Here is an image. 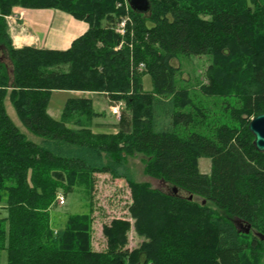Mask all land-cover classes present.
Instances as JSON below:
<instances>
[{"label": "trees", "instance_id": "1", "mask_svg": "<svg viewBox=\"0 0 264 264\" xmlns=\"http://www.w3.org/2000/svg\"><path fill=\"white\" fill-rule=\"evenodd\" d=\"M148 1L142 14L126 9L124 0H0V51L10 63L0 59V205L7 211L0 258L5 253L6 264H264V239L256 235L264 237V153L248 131L250 120L264 113V0ZM15 8L59 10L88 29L64 51L15 48L4 19ZM179 55L210 58L203 92L224 99L226 122L220 114L208 119L177 86L172 61ZM143 75L151 78V92H143ZM53 91L122 101L117 132H92L100 114L87 98H69L54 119L47 112ZM6 99L39 142L12 122ZM134 155L142 157L145 175L185 196L134 181L126 167ZM200 158L209 160L208 174L199 171ZM93 174L127 184L138 247L127 248L131 224L117 219L101 228L106 250L94 251L90 211L69 215L54 234L49 211L57 193L83 187L89 194ZM234 220L246 224L244 233Z\"/></svg>", "mask_w": 264, "mask_h": 264}, {"label": "rangeland", "instance_id": "2", "mask_svg": "<svg viewBox=\"0 0 264 264\" xmlns=\"http://www.w3.org/2000/svg\"><path fill=\"white\" fill-rule=\"evenodd\" d=\"M125 6V5H124ZM37 14L46 15L43 20L40 19V22L37 26H31V30L29 32L37 33L40 38H42L49 25L53 22L55 30L58 31L62 23L56 17L54 21H52L53 14L55 15L56 11L54 10H37ZM60 13V12H59ZM62 14V13H61ZM37 15V16H39ZM52 21V22H51ZM17 34L15 31L14 35ZM11 37V36H10ZM14 38V37H13ZM12 40V39H11ZM35 40V38H34ZM52 41V39H51ZM125 41V40H124ZM123 41V42H124ZM121 44V43H120ZM127 45L126 42L122 43L120 48ZM32 45L31 47H34ZM129 46V45H128ZM118 47V46H117ZM116 47V48H117ZM130 48V47H129ZM119 50V49H118ZM6 52L4 50L0 51V59L7 64L10 68V63L8 60ZM210 58L208 56H191V55H179L172 61V65L176 68V79L177 86L179 88H183L187 91L189 99L192 104L196 107L205 108L209 114V118L211 114H220L219 120L222 119L223 122L227 121V117L225 116L224 110L222 109L224 104V99L217 98L215 96L207 95L203 92V88L207 86V67L209 65ZM144 69V68H143ZM139 70V69H138ZM140 71V70H139ZM141 72V71H140ZM141 86L143 92H151L152 91V82L151 78L148 75H143L140 77ZM80 97L75 98H85L83 94L78 95ZM100 96V95H99ZM68 97L67 94L58 93L53 95V100H57L60 98L59 103L62 102V99H66ZM167 99H164L166 101ZM109 101H111L109 99ZM108 102V101H107ZM109 106L111 105L108 103ZM61 105V104H60ZM5 109L7 115L12 120L15 125H18L20 122L15 113V110L9 101V99L5 100ZM104 110V116L100 117V119H96V122L105 121L107 122L108 128L104 129L105 132H113V128H115V132H117V125L119 120L108 113L107 105L101 104L98 105L95 110L102 111ZM50 115L51 117L58 116L59 104L58 106L50 105ZM182 112H187L189 108L186 109H178ZM125 111V110H124ZM121 111V114L122 112ZM121 117V116H120ZM96 118H99L96 117ZM55 119V118H54ZM95 119V118H94ZM93 119V120H94ZM58 120V119H56ZM92 120V122H94ZM212 121V120H208ZM92 124V123H91ZM20 131L26 136L28 140L39 142V138L28 130H26L22 125L19 127ZM126 167L131 173L132 178L137 183H147L151 188L160 189L162 191H169L170 187L168 183H163L162 181H157V179H153L143 172V163L142 157L140 155L128 156L126 161ZM198 169L201 173L208 174L210 171V162L208 159L200 158L198 160ZM162 180V179H159ZM92 189L88 194L87 191L80 187L75 194L64 195L62 192H58L57 194H63L65 196V204L59 206L56 201V197L54 200V207L50 209L49 214L51 217L52 227L54 230V234H60L63 230L65 221L69 215L76 214H85L90 211L92 218V238H91V246L94 251L103 252L106 250V242L105 238L101 234V228L103 225H110L112 220H126L131 224V227L127 233V248L132 250L139 246L142 239L136 235L133 229L134 220L129 215L128 208L131 204L130 191L123 179H113L109 174H93L91 177ZM179 195L185 196V194L181 191H178ZM195 200H199L196 196ZM212 207V206H211ZM91 209V210H89ZM220 212V211H218ZM221 214H224L220 212ZM7 216V211L4 207L0 205V219ZM235 225L238 230L242 233L245 232L247 226L243 222L239 220H234ZM0 264H6V254L2 253L0 258Z\"/></svg>", "mask_w": 264, "mask_h": 264}, {"label": "crops", "instance_id": "3", "mask_svg": "<svg viewBox=\"0 0 264 264\" xmlns=\"http://www.w3.org/2000/svg\"><path fill=\"white\" fill-rule=\"evenodd\" d=\"M47 10H54L56 12L55 15L53 14L52 21L56 20L55 18L57 17L60 22L62 23L61 25H58L60 29L55 30L53 22L51 25H49L48 29L45 31V35L40 38L37 33H32L29 32L31 30V26L35 27L39 24L40 19L43 20L46 15H39L36 12L37 10H28V9H21V8H15L11 14L16 16L17 19V27L15 31H17V34L14 35L12 39V44L15 48H21L24 46H32L35 45L34 47L36 48H41V49H48V50H58V51H64L68 49L72 43L73 40L76 38L80 37L83 35L86 30L88 29V25L83 22V21H78L71 17L70 15L61 12L59 10L55 9H42V11H47ZM23 12V16L21 19L17 17L19 13ZM60 12V13H59ZM62 13V14H61ZM39 15V16H37ZM9 16V15H8ZM6 22V21H5ZM35 38V40H34ZM52 39V41H51ZM58 93H64L67 94L68 97L66 99H62V102L59 103L60 98H58L56 101L53 100V95H56ZM83 94L86 95L84 96L85 98L91 100L93 109L95 110L98 105L104 104L107 105V111L110 113L109 110V99L104 96L103 94H96V93H89V92H79V91H53L50 95L49 101H48V108L47 112L50 113V105L53 106H58L59 104V111H58V116H55V119H59L61 116V112L64 108V105L66 101L69 98H75V97H80L78 95ZM100 95V96H99ZM108 101V102H107ZM61 104V105H60ZM97 111V110H95ZM102 111H98L99 113V118H95L91 124V130L93 133H113L115 134V128H113V132H105L104 129L108 128V123L105 121L101 122H96V119H100V117L104 116ZM50 115V114H49ZM112 115V114H111ZM51 116V115H50ZM21 123L19 122L18 125H16L18 128L21 127Z\"/></svg>", "mask_w": 264, "mask_h": 264}, {"label": "water", "instance_id": "4", "mask_svg": "<svg viewBox=\"0 0 264 264\" xmlns=\"http://www.w3.org/2000/svg\"><path fill=\"white\" fill-rule=\"evenodd\" d=\"M127 3L132 10H134L138 13L145 14L150 9V4H149L148 0H127ZM248 131L252 134V136L254 138L253 139L254 148L258 152L264 153V113L259 114L250 120V122L248 124ZM157 181H162L163 183H165L163 180H157ZM169 187H170V190L168 192L167 191H163V192L168 193V194L173 193V195L179 194L178 191H180V190H178L175 187H171L170 185H169ZM191 199H192V197L189 196L188 200H191ZM203 204H204V202H203ZM256 235L259 238L264 239V237L261 236L260 234L256 233Z\"/></svg>", "mask_w": 264, "mask_h": 264}, {"label": "built area", "instance_id": "5", "mask_svg": "<svg viewBox=\"0 0 264 264\" xmlns=\"http://www.w3.org/2000/svg\"><path fill=\"white\" fill-rule=\"evenodd\" d=\"M124 5H125V8L128 9V4H127V0H124ZM120 6V4H119ZM23 16V12L19 13L17 15V17H19V19H21ZM5 21H6V25H7V29H8V33L9 35L13 38L14 36V33H15V29L17 27V19H16V16L15 15H9V16H5L4 17ZM129 19L128 17L124 18L123 20H121V22L119 23V25L117 26V29L116 31L120 34H124L125 33V24L126 22H128ZM122 43L116 48V50L120 49ZM144 68V65L143 64H140L138 69L139 70H142ZM124 107V103L122 101H118V102H113L110 107H109V110L111 112V114L116 117L117 119H119L120 117V114H121V110L122 108ZM56 201H57V204L59 206H62L65 204V196L63 194H57V197H56Z\"/></svg>", "mask_w": 264, "mask_h": 264}]
</instances>
